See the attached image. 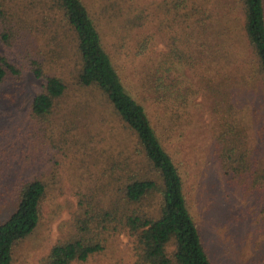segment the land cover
<instances>
[{"label": "trees", "instance_id": "trees-1", "mask_svg": "<svg viewBox=\"0 0 264 264\" xmlns=\"http://www.w3.org/2000/svg\"><path fill=\"white\" fill-rule=\"evenodd\" d=\"M135 2L0 0V45L22 47L26 63L17 65L0 54V86L20 79L26 69L43 78L28 110L43 121L59 112L69 89L66 78L72 77L89 96L84 111L88 99H96L104 124L115 117L125 133L121 149L106 157L101 197L96 188L78 195L72 234L38 264L85 263L103 251L105 236L119 232L133 242V264H213L189 211L182 174L166 146L182 111L200 92L209 103L210 155L223 180L250 196L264 193V0H161L143 9ZM25 3L48 8V14L38 12L39 21L52 29L49 40L58 50L60 35L69 32L71 66L47 72L49 57L23 41L26 20L19 10ZM150 17L165 51L148 57L135 67L132 80H124L108 38L119 41L116 48L122 51L137 37L134 54L147 55L156 33L139 36L137 29ZM186 70L197 77L195 83ZM145 102L161 107L162 117L156 115L153 122ZM16 193V210L0 224V264H12L15 246L37 227L47 189L34 178L21 183Z\"/></svg>", "mask_w": 264, "mask_h": 264}, {"label": "rangeland", "instance_id": "rangeland-1", "mask_svg": "<svg viewBox=\"0 0 264 264\" xmlns=\"http://www.w3.org/2000/svg\"><path fill=\"white\" fill-rule=\"evenodd\" d=\"M159 1L135 3L143 9ZM42 9L49 13L42 5L25 3L20 8L19 15L26 20L27 29L23 41H31L33 52L44 51L51 62L46 71L58 73L73 64L68 45L70 35L62 32L59 40L63 46L58 50L49 40L52 29L39 21L38 12ZM154 24L150 17L142 29H137L139 36L156 33L150 52L141 57L134 54L137 37L123 45L122 51L116 48L119 41L108 38V49L117 57L115 64L124 80H132L135 67L148 57L165 51L163 36L155 32ZM121 27H117L119 32ZM24 53L20 46L7 49L0 45V54L17 65L26 64ZM186 75L195 83L197 77L193 79L188 70ZM66 83L69 89L59 112L43 121L28 113L32 98L44 84L43 78L37 79L26 69L20 79L0 86V224L16 210V189L21 183L37 178L47 189L39 223L28 238L15 246L12 264H38L53 246L72 234L73 217L79 211L78 195L87 196L90 188L98 191L103 186L106 157L112 150L121 149L119 141L125 136L115 117L110 116L111 120L104 124L96 99H88L89 107L84 111V101L89 96L73 84L72 77H67ZM146 106L153 122L162 117L161 107L152 102ZM156 115L160 116L155 118ZM210 122L209 103L204 92H200L190 99L189 107L182 111L178 126L166 141L184 180L189 211L213 264H264V193L250 196L223 180L217 162L210 155L213 142ZM98 192L97 197H101ZM103 245L99 254L85 263L74 264H133V242L127 233H111L105 236Z\"/></svg>", "mask_w": 264, "mask_h": 264}]
</instances>
